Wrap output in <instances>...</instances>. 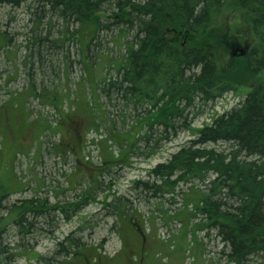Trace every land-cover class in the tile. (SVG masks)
<instances>
[{
  "label": "trees",
  "instance_id": "obj_1",
  "mask_svg": "<svg viewBox=\"0 0 264 264\" xmlns=\"http://www.w3.org/2000/svg\"><path fill=\"white\" fill-rule=\"evenodd\" d=\"M28 2L34 4L33 15H50L49 24L55 19L75 23V32L63 33L77 42L80 34L86 57L92 45L98 47L93 42L101 29L118 27L121 35L131 37L105 77L89 78L92 96L97 89L106 101L104 113L99 100L85 103L80 98L69 105L72 110L74 104H84L83 110L99 121L92 126L107 130V156L94 166L100 176L113 168H132L134 158L156 155L179 133L192 132L195 139L152 170L154 182L136 181V188L156 195L171 193L181 183L205 185L208 192L190 186L183 194L184 208L164 212L168 219L178 220L196 237L198 231L215 232L229 264H264V0H0V6ZM107 8L114 9L110 23L103 21ZM36 21L38 29L41 21ZM241 90L246 96L238 107L193 128L207 107ZM110 112L120 120L107 116ZM219 144L229 145V151H218ZM26 191L0 180V264H14L29 253L49 260L34 254L26 240L33 238L39 219L49 224L51 209L68 217L67 204L48 206L37 197L10 202ZM83 195L76 210L93 199L88 190ZM10 227L21 244L8 242ZM64 243L55 256L62 257L59 264H71V253L81 245L71 238Z\"/></svg>",
  "mask_w": 264,
  "mask_h": 264
},
{
  "label": "rangeland",
  "instance_id": "obj_2",
  "mask_svg": "<svg viewBox=\"0 0 264 264\" xmlns=\"http://www.w3.org/2000/svg\"><path fill=\"white\" fill-rule=\"evenodd\" d=\"M33 7L31 2L0 6V180L13 189L27 188L25 193L11 196L10 202L37 197L47 200L48 206L67 204L68 217L51 209L49 224L45 217L39 219L33 238L26 240L34 254L49 260L35 259L29 253L14 264H59L62 257L55 253L67 238L81 245L71 253V264H229L215 232L198 231L196 237L178 220L168 219L184 208L183 194L190 186L207 191L205 185L181 183L171 193L156 195L135 186L136 181L154 182L152 170L195 139L192 132L179 133L162 144L156 155L134 158L132 168H113L100 176L94 167L107 156V130L92 126L97 120L83 110L84 104L81 108L74 104L71 110L70 101L99 100L104 113L106 101L97 89L92 96L95 87L90 79L96 75L100 81L121 60L130 35H121L118 27L101 29L93 42L98 47L92 45L86 57L81 52L80 34L77 42L66 40L63 33L75 32V23L55 19L49 24L50 15L46 19H42V11L33 15ZM106 13L104 23L112 22L114 9L107 8ZM36 20L41 21L38 29ZM260 80L264 83V73ZM245 96L244 90L227 94L207 107L193 128L211 124L217 116L238 107ZM111 112L107 116L120 120L119 111ZM216 148L230 149L225 144ZM86 190L93 199L76 210L74 204L84 199ZM7 240L11 245L23 242L13 227Z\"/></svg>",
  "mask_w": 264,
  "mask_h": 264
}]
</instances>
